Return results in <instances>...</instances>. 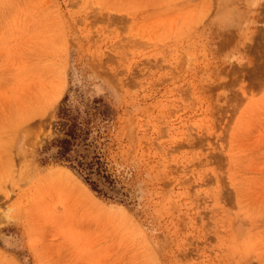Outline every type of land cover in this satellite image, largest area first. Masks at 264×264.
<instances>
[{
    "label": "rangeland",
    "instance_id": "obj_1",
    "mask_svg": "<svg viewBox=\"0 0 264 264\" xmlns=\"http://www.w3.org/2000/svg\"><path fill=\"white\" fill-rule=\"evenodd\" d=\"M260 4L0 0V264H264Z\"/></svg>",
    "mask_w": 264,
    "mask_h": 264
},
{
    "label": "crops",
    "instance_id": "obj_2",
    "mask_svg": "<svg viewBox=\"0 0 264 264\" xmlns=\"http://www.w3.org/2000/svg\"><path fill=\"white\" fill-rule=\"evenodd\" d=\"M260 10H261V13L263 14L264 13V4H260Z\"/></svg>",
    "mask_w": 264,
    "mask_h": 264
},
{
    "label": "bare ground",
    "instance_id": "obj_3",
    "mask_svg": "<svg viewBox=\"0 0 264 264\" xmlns=\"http://www.w3.org/2000/svg\"><path fill=\"white\" fill-rule=\"evenodd\" d=\"M72 17V16H71Z\"/></svg>",
    "mask_w": 264,
    "mask_h": 264
}]
</instances>
